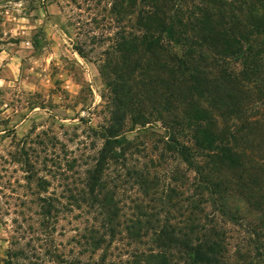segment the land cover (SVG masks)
<instances>
[{
  "label": "trees",
  "instance_id": "obj_1",
  "mask_svg": "<svg viewBox=\"0 0 264 264\" xmlns=\"http://www.w3.org/2000/svg\"><path fill=\"white\" fill-rule=\"evenodd\" d=\"M111 13L98 67L109 118L68 199L94 214L82 238L107 249L144 231L183 264H264V158L250 138L264 120V0H114ZM127 185L142 197L129 227ZM41 201L50 216L57 200Z\"/></svg>",
  "mask_w": 264,
  "mask_h": 264
},
{
  "label": "rangeland",
  "instance_id": "obj_2",
  "mask_svg": "<svg viewBox=\"0 0 264 264\" xmlns=\"http://www.w3.org/2000/svg\"><path fill=\"white\" fill-rule=\"evenodd\" d=\"M113 1L0 0V264H85L103 255L113 264H183L178 250L163 252L144 231L93 248L82 237L94 214L68 204L93 163V130L109 118L98 67L117 32ZM250 138L264 158V120ZM117 192L129 227L132 199L142 197L130 185ZM42 198L57 200L50 216ZM143 205L147 213L155 206Z\"/></svg>",
  "mask_w": 264,
  "mask_h": 264
}]
</instances>
